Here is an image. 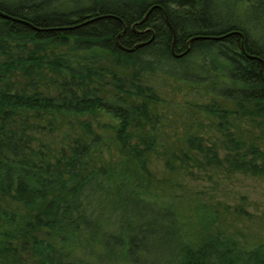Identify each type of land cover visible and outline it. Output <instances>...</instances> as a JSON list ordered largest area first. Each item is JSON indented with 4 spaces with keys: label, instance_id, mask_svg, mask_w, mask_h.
Listing matches in <instances>:
<instances>
[{
    "label": "trees",
    "instance_id": "trees-1",
    "mask_svg": "<svg viewBox=\"0 0 264 264\" xmlns=\"http://www.w3.org/2000/svg\"><path fill=\"white\" fill-rule=\"evenodd\" d=\"M238 110L264 128V0H0V264H264V243H190L122 168L145 176L155 154L169 170L263 175ZM112 146L113 167L97 163ZM126 189L137 225L103 202Z\"/></svg>",
    "mask_w": 264,
    "mask_h": 264
},
{
    "label": "rangeland",
    "instance_id": "rangeland-1",
    "mask_svg": "<svg viewBox=\"0 0 264 264\" xmlns=\"http://www.w3.org/2000/svg\"><path fill=\"white\" fill-rule=\"evenodd\" d=\"M102 60L108 67L114 65L113 59L108 55ZM224 106L226 107V103ZM230 117H244L245 119L240 121L243 137L249 138L248 140L260 139L259 144L264 149V128L256 127V122L249 120L250 117L259 116H250L247 112L238 110ZM213 120L207 116L203 120L204 129L200 133L209 141L217 136L214 127L216 122ZM117 158L116 148L112 146L111 149H104L97 156L96 162L113 167L112 164ZM191 165L189 169H180L176 166L178 169L169 170L160 155L152 154L147 158L145 176L141 177L132 164L122 165V168L127 167L130 170L135 179L133 181L136 182L137 189L145 200L175 212L186 240L190 243L198 244L210 233H221L223 236L231 237L242 247L263 244L264 174L228 173L214 166L198 168ZM126 192L128 193L127 189L121 195L116 194L113 200L103 202L105 206L117 208L114 215L118 225L125 220L137 225L141 217L130 214L133 202L124 201L123 195L125 196ZM101 201L100 199V203ZM158 239H162V234ZM154 243L157 242L154 240ZM21 264L35 263L32 258L25 255Z\"/></svg>",
    "mask_w": 264,
    "mask_h": 264
},
{
    "label": "water",
    "instance_id": "water-1",
    "mask_svg": "<svg viewBox=\"0 0 264 264\" xmlns=\"http://www.w3.org/2000/svg\"><path fill=\"white\" fill-rule=\"evenodd\" d=\"M155 8H157V6H152L148 11H147V13L145 14V16L143 17V19L141 20V21H139V22H137V23H135L133 26H132V29H134V27L136 26V25H139V24H142L146 19H147V17H148V15L150 14V12L152 11V10H154ZM2 14V16L4 17V18H6V19H13L14 21H18V19H14V18H11L10 16H8V15H6V14H4V13H1ZM99 18H101V17H98V18H93V19H89V20H87V21H85L83 24H86V23H89V22H92V21H94V20H96V19H99ZM19 21H21V20H19ZM170 27V26H169ZM171 29V28H170ZM125 30V29H124ZM172 30V29H171ZM138 32V31H137ZM172 32H173V30H172ZM138 33H141V32H138ZM235 33H238V32H235ZM238 34H240L241 35V33H238ZM242 36V35H241ZM153 38H154V36H152L148 41H146V42H141V43H137V44H135L133 47H131V48H125V47H122L125 51H127V52H132L133 50H135V49H137V48H140V47H142V46H145V45H147V44H149L152 40H153ZM200 38H203V37H200V36H194V37H192V38H190L189 39V41H188V43L187 44H189V43H191V42H193V41H195V40H198V39H200ZM218 38H222V37H212V39H218ZM174 39H175V35L173 34V41H174ZM172 53H173V55L175 56V57H181V56H183L184 54H186L187 52H188V49L184 52V53H181V54H176L175 52H174V50H173V47H172Z\"/></svg>",
    "mask_w": 264,
    "mask_h": 264
}]
</instances>
